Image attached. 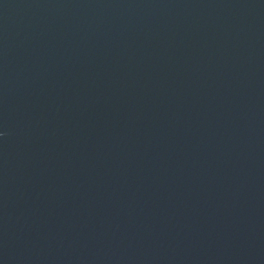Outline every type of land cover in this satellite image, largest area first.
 I'll return each mask as SVG.
<instances>
[{"label": "water", "instance_id": "95a60500", "mask_svg": "<svg viewBox=\"0 0 264 264\" xmlns=\"http://www.w3.org/2000/svg\"><path fill=\"white\" fill-rule=\"evenodd\" d=\"M0 264H264V0H0Z\"/></svg>", "mask_w": 264, "mask_h": 264}]
</instances>
